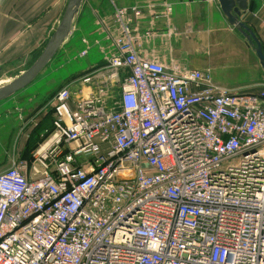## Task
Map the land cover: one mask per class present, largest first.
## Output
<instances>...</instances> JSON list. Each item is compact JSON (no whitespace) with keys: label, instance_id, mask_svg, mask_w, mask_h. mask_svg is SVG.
<instances>
[{"label":"built area","instance_id":"obj_1","mask_svg":"<svg viewBox=\"0 0 264 264\" xmlns=\"http://www.w3.org/2000/svg\"><path fill=\"white\" fill-rule=\"evenodd\" d=\"M127 10L107 65L37 111L32 165L0 171V264H264V90L139 53Z\"/></svg>","mask_w":264,"mask_h":264},{"label":"crops","instance_id":"obj_2","mask_svg":"<svg viewBox=\"0 0 264 264\" xmlns=\"http://www.w3.org/2000/svg\"><path fill=\"white\" fill-rule=\"evenodd\" d=\"M67 1L0 0L1 69L26 59L45 44ZM164 2L171 4L169 11ZM121 7L128 9L123 19L139 36V53L171 70L208 69L215 82L231 91L264 90V69L253 45L229 23L218 0H81L71 31L58 48H64L66 55L75 52L82 57V73L71 75L68 81L107 65L105 56L115 50L113 37L121 26L115 11ZM132 7L139 8L140 15H134ZM240 19L255 32L264 52V0H247Z\"/></svg>","mask_w":264,"mask_h":264},{"label":"rangeland","instance_id":"obj_3","mask_svg":"<svg viewBox=\"0 0 264 264\" xmlns=\"http://www.w3.org/2000/svg\"><path fill=\"white\" fill-rule=\"evenodd\" d=\"M36 53L2 67L0 85L9 82L27 68ZM75 54L77 53L70 54L72 56L70 58L64 53V48L58 49L31 82L0 101V171L7 167L12 159L17 158L28 160V166L32 165L30 163L34 157L33 152L49 135V133L43 134L45 132L43 129L49 121L47 114L52 115V109H49L39 117L37 110L44 99L50 93H52L51 97L71 75L77 77L82 73L83 65L79 63L82 57ZM36 94L42 98L39 99ZM37 139L39 140L36 142Z\"/></svg>","mask_w":264,"mask_h":264},{"label":"water","instance_id":"obj_4","mask_svg":"<svg viewBox=\"0 0 264 264\" xmlns=\"http://www.w3.org/2000/svg\"><path fill=\"white\" fill-rule=\"evenodd\" d=\"M81 0H68L61 18L35 60L9 82L0 85V99L26 86L50 60L72 28L73 18ZM220 8L230 24L234 25L253 45L254 51L264 69V52L255 32L240 19L241 11L247 7V0H218ZM1 69V67H0Z\"/></svg>","mask_w":264,"mask_h":264},{"label":"trees","instance_id":"obj_5","mask_svg":"<svg viewBox=\"0 0 264 264\" xmlns=\"http://www.w3.org/2000/svg\"><path fill=\"white\" fill-rule=\"evenodd\" d=\"M43 45H44V44H43ZM43 45H42L39 49H42ZM39 49H38V50H39ZM38 50L36 51L37 53H36L35 58H36V57L39 55V53L41 52V50H40V52H39ZM34 53H35V52H34ZM35 58H34V60H35ZM34 60H33V61H34ZM33 61H32V62H33ZM32 62H31V63H32ZM31 63H30V64H31ZM47 116H48V119H49L48 124H47V126L45 127V128L47 129V131H46V129L44 128L43 130H45V132H44L43 134H47V133H49V132L51 131V129H52V121H51L52 117H51V114L48 113ZM48 119H47V120H48ZM36 133H37V132H36ZM37 134H38V133H37ZM40 138H41V137H39V139H40ZM39 139H37L36 142H37Z\"/></svg>","mask_w":264,"mask_h":264}]
</instances>
